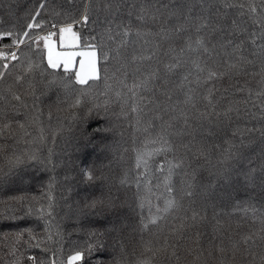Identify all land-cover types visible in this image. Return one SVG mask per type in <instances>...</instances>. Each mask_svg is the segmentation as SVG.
I'll list each match as a JSON object with an SVG mask.
<instances>
[{
	"label": "trees",
	"instance_id": "1",
	"mask_svg": "<svg viewBox=\"0 0 264 264\" xmlns=\"http://www.w3.org/2000/svg\"><path fill=\"white\" fill-rule=\"evenodd\" d=\"M96 2L120 5L118 12L114 9V16H108L109 20L114 19L117 23L123 20L124 26L130 27L133 32L140 28L143 31L151 30L152 33H158V26L150 20L147 23L138 21V8L147 4L156 6L166 4L171 9L181 0H96ZM191 2L199 5L201 0ZM227 2L248 4L258 3V0ZM38 3L39 0H0V21L4 22L5 27L8 23H16L19 28L25 23L23 15L26 10L38 6ZM47 3L49 9L53 6L57 10L62 6L66 7L64 0H47ZM78 6L82 7L79 3ZM220 10L226 11L230 20L245 22L248 32L241 38L245 40V47L249 51L250 33L255 32L257 43L261 42L260 28L252 22L247 14V8L241 10L221 7ZM241 12L244 13L243 16ZM41 18L49 20L50 24L39 32L40 35L46 34L47 31L56 32L59 24L65 23L63 16L51 20L50 11L45 12ZM165 19L168 28L178 23L167 14ZM51 24L57 27L53 28ZM107 27L103 10L100 12L98 24L88 22L86 25H74L73 29L79 34L77 48H90V45L98 44L100 34ZM120 30L115 23L112 25L114 34ZM185 38L195 41L197 38L195 28L168 40L158 35L141 37L134 43L129 41L127 46L121 49L119 60L109 59L107 64L101 56L103 49H97L99 78L88 80L87 86L76 82L73 70L66 73L62 67L49 68L43 79L35 77L36 98L35 100L28 98L27 109H16L10 105L7 110H3L4 106L0 104L2 130L0 264H13L14 261H18V264H33L28 259L30 256L36 257L37 261H44L45 264H51L52 260H55L56 264H67L69 255L78 250L87 253L89 244L94 246L92 254L90 256L86 254L81 261L74 264H93L96 259H103L106 264H112L114 260L122 261V264H137L138 260L150 258V253L145 251V243L154 240L158 229L152 227L142 234L139 229L140 216L141 214L148 216L150 210L155 211L157 204L162 207L164 200L171 198L166 191V184H170L175 189V198L182 203V208L168 216L166 220L160 221L159 227L166 230V226L178 223L174 217L182 215L188 206L187 199L181 201L182 181L186 179L185 169H176L169 177L168 166L169 162L174 160L175 153L161 152L149 159L147 169L141 165L138 173L137 152L150 150L156 146L151 141L157 138L161 123L168 121L174 113L160 112L161 120L157 118V111L149 104L137 117L131 110V93L123 85L127 84L130 87L133 80L141 75V73L134 75L132 72V69L138 66L142 72L160 68L162 77L167 80V87L173 91L172 100L168 103L182 102L186 89L178 87L181 77L189 71H194L191 69L190 60L200 55L195 52L189 53L187 50L183 55L180 53L179 49L184 47ZM116 39L119 40L120 36L117 35ZM145 40L149 43L145 44ZM10 43V38H0V46ZM112 46L108 44V47ZM173 48L176 49L174 53L171 51ZM40 49L36 50L33 46V53L42 58L43 64L47 66L42 42ZM22 50L29 51L28 48ZM134 55L137 58L143 56L145 59L134 62L132 61ZM176 58L181 59V66L172 72H166L164 66L175 63ZM125 61L128 63L126 77L118 71L120 64ZM105 68L108 70L107 83L110 88L105 87L106 81L103 79ZM257 69L250 68L249 71ZM17 71L22 69L18 68ZM53 77L56 82L49 85L47 82ZM192 78L190 75L189 79ZM258 80V75H245L239 77L237 85L235 79L229 80L225 77L214 85H205L197 91L203 95L208 87L214 86L217 91L214 92L213 99L218 98V111L226 108L230 102L243 100H248V108L258 111L256 93L261 90ZM162 82L163 80L158 82L156 87L159 88ZM64 84L68 87L65 88ZM235 87H241L244 91L236 92ZM225 89L227 91H224ZM248 89L252 90L251 97L248 95ZM117 92L120 93L119 97ZM141 95L148 96L151 93ZM156 98L164 100L159 92L156 93ZM33 103L36 105L35 109L32 108ZM253 104H256L257 108H253ZM203 106L202 103L201 107ZM34 114L38 117L35 120ZM9 122L10 127L5 128L4 125ZM20 122L25 125L23 129L19 127ZM201 123L204 125L201 135L211 146L210 155L207 158L197 156L187 171L191 173L195 169L197 184L209 185V190L216 194L214 199L209 200L207 219L198 229L202 233V246L208 247V241L214 235H218L214 229L219 228L225 235L239 242L240 251L236 253L235 264H246L251 257L243 255V250L248 246L243 243L242 238L253 235L261 228L260 216L264 214V195L261 194L258 183L255 185L248 183L243 175L237 177L236 173L247 171L250 167L259 173L261 164L264 163L258 144L259 133L250 134L246 131L257 125L246 118L243 112L240 116L233 113L230 121L224 120L212 128L208 127L207 121ZM173 124L179 129L183 121L174 120ZM109 127L112 130L108 133L100 131ZM197 139H200L199 135ZM186 140L187 137H184L183 142ZM181 142L180 138L173 137L174 144ZM105 143L111 144V147L105 149L103 147ZM229 144L236 146L233 151L239 155L229 161H223L222 154L228 149ZM216 145H219V148L215 147ZM29 156L36 158L29 159ZM16 157L21 158L19 163L15 162ZM218 161L225 167L235 170L230 185L228 181L214 175L220 167ZM101 164L104 165L102 169ZM89 168L94 169L96 177L103 175L104 179L89 181L83 175V171ZM223 192L230 195L221 196ZM109 194L118 197L116 209L97 207L93 210L84 207L86 202L94 197L103 195L107 198ZM253 209L256 210V219H253ZM196 230L188 235L194 238ZM18 234H22L19 240ZM254 250L258 251V248ZM178 255L181 256L180 264H194L193 256L187 254L183 248ZM227 258L232 259L231 251L227 253ZM172 264H175V261ZM211 264H218L216 254L211 258Z\"/></svg>",
	"mask_w": 264,
	"mask_h": 264
},
{
	"label": "snow or ice",
	"instance_id": "2",
	"mask_svg": "<svg viewBox=\"0 0 264 264\" xmlns=\"http://www.w3.org/2000/svg\"><path fill=\"white\" fill-rule=\"evenodd\" d=\"M78 3L82 7L78 6ZM66 7H61L59 10L55 6L49 9L47 0H39L38 6L26 10L23 15L25 23L19 28L16 23H8L4 26V22L0 21V38H10V44H4L0 47V104L4 106L3 110H7L8 106L20 109L28 108L27 100L31 97L33 100L36 98V80L35 77L39 76L41 79L48 73V69H56L63 63V68L67 73L68 69L72 66L73 60L76 56H80V69L76 72L75 80L79 85L87 86L89 78L96 80L99 78L97 70V49H103L101 52L102 59L105 64L109 59H120L121 49L127 46L129 41L133 43L141 38L151 35H158L162 39H172L191 28H195L197 38L192 41L190 38H185L184 47L179 51L183 55L185 50L189 53L195 52L200 55L190 60L191 69L181 77L178 87L186 89L184 91V100L175 104L168 103L172 100L173 91L167 87V80L161 75L160 68L141 71L138 66L132 69L133 74L141 73L140 76L133 80V83L127 87L131 93L133 113L139 117L149 104L157 111V118L162 120L160 112L168 111L174 115L168 120L163 121L160 125V131L157 133V138L151 143L156 145L150 150L138 151L136 156L137 171L141 165L145 169L148 168L149 159L158 153H175L174 160L169 162L168 175L174 173L176 169L184 168L185 180L182 181L181 188V201L188 200V206L184 209L182 215H177L174 220L178 223H173L165 228L159 227L160 221L166 220L168 216L174 212H179L182 208V203L175 198V189L170 184H166V191L171 195V198L165 199L163 206L159 204L155 207V211H149L148 216L141 214L139 220V229L143 234L149 228L156 227L158 229L154 236V240L145 243V251L150 253V258L138 260L137 264H180L181 256L178 252L181 248L193 256L194 264H211V258L216 254L218 264H235V256L239 248V242L234 240L231 236L225 235L219 228L214 229L218 235H214L208 241V247L202 246V233L198 230L200 225L207 219L206 210L209 206V200L215 198V193L209 190V185H199L196 181L195 169L191 173L187 171L191 167L194 159L197 156L208 157L210 155V145L207 140L201 135L204 125L202 121L208 122V127L220 125L224 120H231L232 114L235 113L240 116L241 113L246 118L254 121L257 125L251 129H246L250 134L259 133L258 144L260 147V155L264 157V0L250 2L248 4H230L227 0H201L199 5L194 4L191 0H181V2L171 9L166 4L159 6L153 4L141 5L137 10V19L141 23H147L149 20L158 26V33H152L151 30L143 31L137 28L134 32L130 27L124 26L123 20L118 23L112 19L109 20L108 16H114V9L118 12L120 5L112 4L110 2H96V0H64ZM132 7L131 5L129 6ZM221 7L225 9L239 8L241 10L247 8V14L252 19V22L260 28V43H257L256 34L252 32L249 34L248 43L251 46V51L245 47V40L241 37L244 36L248 29L245 22L241 20L238 22L236 19H229L227 12H221ZM101 10L105 14V20L108 27L100 34L99 43L92 44L89 51H60L55 50L56 41L53 36L57 33L47 31L46 34L40 35L39 32L45 26L50 24L49 20L42 19L45 12L51 13V20H55L59 16H63L65 23L58 26L59 43L63 46L77 45L79 34L73 31V26L76 24L86 25L88 22L92 24L99 23V15ZM131 11L129 16H131ZM165 14L178 21L177 25L168 28L166 27L167 20ZM244 13L241 12V16ZM121 29L118 33L112 32V25ZM51 27H57L51 24ZM204 33V35H200ZM120 36L117 40L116 36ZM95 39V37H92ZM43 43V49L47 50V66L43 64L42 58L37 57L33 53V46L36 50L40 49V44ZM113 45L108 47V44ZM145 44L149 42L144 41ZM159 47V44L156 45ZM28 48V52L22 49ZM174 53L176 49H171ZM114 54V55H112ZM150 58V57H149ZM144 60L145 57L137 58L135 55L132 61ZM181 59L176 58L175 63H169L164 66L166 72H172L181 66ZM258 66V69H257ZM22 71H17V69ZM257 69L250 72L249 69ZM124 76H127L128 63L125 61L120 64L118 69ZM105 75L103 79L106 81L105 87L110 88L107 83L109 76L107 68L104 69ZM192 79H189V76ZM259 76L257 83L261 86L260 92L256 93L258 99V111L248 108V100L233 101L223 110H217L218 98L213 99L214 92L217 89L212 86L208 87L203 95L197 89L204 87L208 84H213L217 81L227 77L229 80L235 79L237 85L239 84V77L241 76ZM113 79L115 73H113ZM160 83L159 88L156 87ZM55 77L49 80V85L55 83ZM65 88L67 84L63 85ZM224 91H227L225 89ZM236 92L244 91L241 87H235ZM164 97V100L156 98V93ZM141 93H151L145 96ZM249 97L252 96V90L248 89ZM117 96L120 93L117 92ZM127 102V100H125ZM79 103V99L76 100ZM203 103V107L201 104ZM32 108L35 109L36 105L33 103ZM253 108H257L253 104ZM51 115V113H49ZM126 115V113H124ZM38 117L34 114L33 120ZM183 121L182 127L176 128L173 121ZM192 121V123H190ZM139 122V120H138ZM11 122L5 124V128L10 127ZM19 127L23 129L24 123L20 122ZM112 129L102 128L101 132L108 133ZM200 130V131H198ZM2 131V130H0ZM200 139H197V136ZM173 137L180 138L181 143L174 144ZM187 137L186 142L183 138ZM105 149L111 147V144L105 143ZM215 147L219 148V145ZM235 145L229 144L228 149L224 150L222 154L223 161H229L239 155L238 152L233 150ZM29 159H35L34 156H29ZM20 157H16V163L20 162ZM163 161L161 167H163ZM220 167L214 173L221 179H224L231 184L232 173L235 171L232 168L225 167L218 161ZM103 164L100 165L102 169ZM83 175L89 180L96 179L103 180L104 177H96L94 169L89 168L83 171ZM237 177L243 175L244 180L253 185L258 183L260 192L264 195V163L261 164L260 172L257 173L255 168L250 167L247 171L236 173ZM125 181H122V183ZM104 185H101L103 192ZM199 189V191H197ZM221 196H229L230 193L223 192ZM117 196L109 194L107 198L104 196L94 197L92 200L87 201L84 205L85 208L95 210L97 207L104 209H116ZM141 211H143V203H141ZM253 219H256V210L253 209ZM203 213V214H202ZM219 224V221H217ZM261 228L256 230L253 235L244 236L243 243L248 247L243 250V255L250 256L251 259L246 261V264H264V214L260 216ZM115 229V226H113ZM194 229V238L189 233ZM95 235V233H93ZM22 234L17 235V240L21 239ZM34 239V237H32ZM257 239L259 244L257 245ZM27 243V241H25ZM31 247V245H29ZM38 246V245H37ZM254 250V249H257ZM47 251V250H45ZM94 251V246L89 244L87 253L83 250H78L69 255L67 264H74V262L81 261L84 256L91 255ZM232 252V259L227 258V253ZM15 249H13V253ZM29 260L33 264H45L44 261H37L36 257L30 256ZM13 264H18L14 261ZM51 264H56L55 260ZM93 264H106L103 259H96ZM112 264H122V261L114 260Z\"/></svg>",
	"mask_w": 264,
	"mask_h": 264
},
{
	"label": "rangeland",
	"instance_id": "3",
	"mask_svg": "<svg viewBox=\"0 0 264 264\" xmlns=\"http://www.w3.org/2000/svg\"><path fill=\"white\" fill-rule=\"evenodd\" d=\"M73 31H75L73 29ZM55 33H57L56 35L53 36V40L56 41V44H55V50L57 52H60V51H75V52H80V51H89L91 50V48H77L78 44L77 45H72V46H61L60 43H59V35H58V31H56ZM79 42V41H78ZM45 58H46V61H47V50L45 49ZM81 57L80 56H76L73 60V64L72 66L68 69V70H73L74 71V76L76 75V72L80 69V61H81ZM59 67H62L63 68V63L61 62L60 66ZM64 69V68H63ZM97 70H98V61H97ZM99 72V70H98ZM93 78H89L88 80H91Z\"/></svg>",
	"mask_w": 264,
	"mask_h": 264
},
{
	"label": "built area",
	"instance_id": "4",
	"mask_svg": "<svg viewBox=\"0 0 264 264\" xmlns=\"http://www.w3.org/2000/svg\"><path fill=\"white\" fill-rule=\"evenodd\" d=\"M0 47H2V46H0Z\"/></svg>",
	"mask_w": 264,
	"mask_h": 264
}]
</instances>
